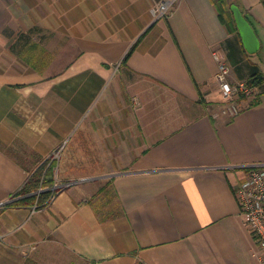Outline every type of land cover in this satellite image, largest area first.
<instances>
[{
  "label": "crops",
  "instance_id": "1",
  "mask_svg": "<svg viewBox=\"0 0 264 264\" xmlns=\"http://www.w3.org/2000/svg\"><path fill=\"white\" fill-rule=\"evenodd\" d=\"M157 1L0 0V264H256L233 186L264 163V92L227 119L210 107L214 53L229 81L263 72L264 0H223L253 54L216 0L155 19ZM56 151L71 184L3 207Z\"/></svg>",
  "mask_w": 264,
  "mask_h": 264
},
{
  "label": "built area",
  "instance_id": "2",
  "mask_svg": "<svg viewBox=\"0 0 264 264\" xmlns=\"http://www.w3.org/2000/svg\"><path fill=\"white\" fill-rule=\"evenodd\" d=\"M177 2L178 0H158L152 8L155 19L168 17ZM214 57L218 61L215 79L219 85L222 99L231 101L235 95L239 94L246 97L250 96L254 88L250 89L245 82L233 83L229 81L228 66L218 54L214 53ZM227 111L230 116H234L240 110L238 106L232 104ZM57 157L58 151L53 153L50 159L53 160ZM70 184L66 183L58 188L60 189ZM233 192L242 222L256 243V249L253 252L256 264H264V163L248 165L245 177L233 186ZM54 194L51 195L50 199L54 197Z\"/></svg>",
  "mask_w": 264,
  "mask_h": 264
},
{
  "label": "trees",
  "instance_id": "3",
  "mask_svg": "<svg viewBox=\"0 0 264 264\" xmlns=\"http://www.w3.org/2000/svg\"><path fill=\"white\" fill-rule=\"evenodd\" d=\"M216 2L220 19L223 23H225L228 30L230 32L238 31L230 8L224 7L223 0H216ZM243 51L248 54L245 49H243ZM127 55L125 56L124 61L126 60ZM27 60L34 68L38 70L41 69L38 65V57H30L27 58ZM244 82L250 89L254 88V96L250 105L258 104L259 96L264 92V73L258 68H254L245 78ZM240 99L244 100L245 95H242ZM231 119L232 118H230V120ZM55 161V159L51 160L48 158L35 170L31 171L24 184L18 190L11 193L10 199L3 205V207L35 205L39 208L47 205L51 195L57 191V188L55 187Z\"/></svg>",
  "mask_w": 264,
  "mask_h": 264
},
{
  "label": "water",
  "instance_id": "4",
  "mask_svg": "<svg viewBox=\"0 0 264 264\" xmlns=\"http://www.w3.org/2000/svg\"><path fill=\"white\" fill-rule=\"evenodd\" d=\"M230 10L233 14L245 50L251 54L256 53L260 47V40L251 23L237 4H231Z\"/></svg>",
  "mask_w": 264,
  "mask_h": 264
},
{
  "label": "rangeland",
  "instance_id": "5",
  "mask_svg": "<svg viewBox=\"0 0 264 264\" xmlns=\"http://www.w3.org/2000/svg\"><path fill=\"white\" fill-rule=\"evenodd\" d=\"M262 67V70L264 72V65L261 66ZM230 80L233 82V83H238L235 78H234V74L233 73H230ZM242 96V94H239V95H235L234 99L233 100H221L218 102V104H215L213 105L212 107H210V110L211 112H214L215 115H217V117H224L225 119L229 118V113H228V108L233 104L235 106H238L239 107V110L242 108V99H240ZM253 96H254V91L253 93L246 97L245 96V99L246 98H250L251 100L253 99ZM244 99V100H245Z\"/></svg>",
  "mask_w": 264,
  "mask_h": 264
}]
</instances>
